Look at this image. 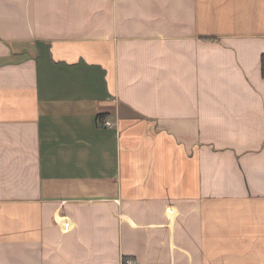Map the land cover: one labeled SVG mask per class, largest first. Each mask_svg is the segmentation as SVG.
<instances>
[{"label":"crops","instance_id":"crops-1","mask_svg":"<svg viewBox=\"0 0 264 264\" xmlns=\"http://www.w3.org/2000/svg\"><path fill=\"white\" fill-rule=\"evenodd\" d=\"M264 0H0V264H264Z\"/></svg>","mask_w":264,"mask_h":264},{"label":"built area","instance_id":"built-area-1","mask_svg":"<svg viewBox=\"0 0 264 264\" xmlns=\"http://www.w3.org/2000/svg\"><path fill=\"white\" fill-rule=\"evenodd\" d=\"M124 264H136V260L133 258H128L124 261Z\"/></svg>","mask_w":264,"mask_h":264},{"label":"trees","instance_id":"trees-1","mask_svg":"<svg viewBox=\"0 0 264 264\" xmlns=\"http://www.w3.org/2000/svg\"><path fill=\"white\" fill-rule=\"evenodd\" d=\"M263 62H264V57H263Z\"/></svg>","mask_w":264,"mask_h":264}]
</instances>
